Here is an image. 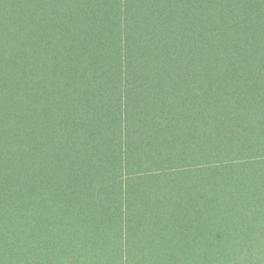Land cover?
<instances>
[{"label": "trees", "instance_id": "16d2710c", "mask_svg": "<svg viewBox=\"0 0 264 264\" xmlns=\"http://www.w3.org/2000/svg\"><path fill=\"white\" fill-rule=\"evenodd\" d=\"M6 1L20 42L21 17L36 10L32 63L54 74L49 110L61 116L47 118V137L48 120L33 121L29 193L14 157L25 149V101L17 112L6 104L24 65L0 88V128L6 115L17 126L13 158L0 140V264H264V86L250 87L248 68L264 60V0H50L49 13L38 0ZM195 40L208 71L202 95L172 51ZM12 53L0 37V56ZM6 64L0 75L15 80ZM233 75L251 96L212 102Z\"/></svg>", "mask_w": 264, "mask_h": 264}, {"label": "rangeland", "instance_id": "374dc122", "mask_svg": "<svg viewBox=\"0 0 264 264\" xmlns=\"http://www.w3.org/2000/svg\"><path fill=\"white\" fill-rule=\"evenodd\" d=\"M38 1H39L40 6L43 8V13H49L51 11L50 0H49V3H48V0H44V1L38 0ZM0 3L2 5H4V9H3V7H2V9L6 10L5 11L6 15H3V17L6 18L10 23L12 22L10 30H6V29L0 27V37H5L6 41L9 42V44L12 45V47H13V53L11 55H9L7 58H2L0 56V65H4L6 71L11 73V70L8 69L9 66L6 64V63H9L10 66H12V68L14 69L13 73L16 74L15 80L13 79L12 75H8L9 77L7 76V74L0 75V88L3 89L7 86L13 85V83L16 82V79L18 78L16 68H18L20 65H24V67L26 69V77H25V81H24V86H21L20 89L17 91L14 89V91H16L14 94H12V95L8 94V98H6L7 103L6 102L5 103L9 107L12 106L14 108V110L16 111V109H18V105L20 104L21 100L24 99V101H25L24 104H22L24 106L23 109L26 112V115H24L25 120L23 122V124H24L23 127L25 128L24 136H25V141H26L25 149L24 150L19 149L14 157L17 161L16 165H19V166L22 165L21 167H26V174L28 175L27 177L29 180L27 189L29 192L30 190L31 191L34 190V184H33V178L34 177H33V175H35L34 171L32 169H30V167L34 163V161L38 160V157H36V154H37V149L35 146L36 143L34 144L35 138H33V135H32L33 131H34L33 121L36 120L37 118L38 119L51 118V122H52L54 120V118H58L57 116L60 117L61 115L59 114L57 116H55V115L52 116L54 113L51 114L50 113L51 110H49V108H50L49 104L52 103L51 97L53 96V95H51V93L53 91H55V87H54V81L55 80L53 81V79H52L54 74L51 73V71L46 70L45 72H42L38 76V73L35 72V69H34L33 63H32V54H33L32 35L34 34V32H36V26H35V20H34V17L36 14L35 8H33V11L30 10L29 12H27L26 14H24L21 17L19 25L21 27H23L24 30L25 29L27 30V34H26V41L24 40V41L20 42V39H18L13 32V30L16 28V25L14 24L13 20L18 15V12L17 13L15 12L16 9L13 5L11 6L10 3L8 5V1L0 0ZM32 4L34 6H37V0H33ZM9 7H11V8H9ZM204 8H205V5H204ZM262 13L264 15V10ZM58 45L60 47H64V43H59ZM201 46H202L201 42L195 40V41H192V45L185 44V45L180 46L179 48L173 47V50H172V51H175V53H173V57H175V60L179 59V63L181 64V68L185 72V75H187L188 79L193 78V80L194 79L196 80L195 83H189V85L193 88V90L196 91V95H202L205 92L207 83L204 84L203 81L205 79H207V77H208L207 76V72H208L207 66L206 65L204 66V60L201 57V55L199 54V48H201ZM169 54H170V51L168 50V52L166 53V56L168 58H169ZM78 57L82 59L81 53L78 54ZM224 61H226V63H228L231 66V68H233V66L235 65L233 60H224ZM254 63H255V65L253 66L254 68L248 67L250 69L249 71L254 75V77H252V79H254V80H252V82H249V85H250V87H252L254 89L255 88L261 89L264 86V84H263L264 80H261V79H264V60H256ZM249 65L250 64H246L245 66H249ZM219 67H221V66L219 65ZM208 68L210 70L216 69L215 62H212ZM194 72L196 75H194ZM194 76H196V77L194 78ZM107 79H109V78H107ZM232 79L235 80V82H231L233 80H231V77L228 76L227 77L228 81L226 80L227 84H234L235 87L229 89L230 91H219V92H216L215 94H212V96L214 97L212 102H215L217 104L218 101H223L227 97L229 98V100H236V102H238L240 100L239 99L240 97H238V96L242 93H245V94H248L251 96L252 90H249L247 92H243L240 88V85L236 84V83H240L239 77H237L236 75H233ZM109 80L113 81L114 78H111ZM198 81H200V82H198ZM218 84H222V83H218ZM202 85H203V87H202ZM35 93H37V95L40 93V97H41L39 100L40 104L38 105V107H35V103H36L35 99H34ZM250 96H249V99L252 98ZM59 97L60 96L57 95V99ZM182 99L186 100L187 105H189V104H195V105L201 104V102L196 100V98L191 99L189 97L188 98L185 97ZM138 100H139L138 96L135 94L134 95V101L137 102ZM250 101H252V107L251 108H253L254 104H255L254 98L251 99ZM198 102H199V104H198ZM241 104L245 105V103H241ZM249 104H251V103H249ZM227 110H228L227 107L222 109V111H225V112ZM0 113L1 114H7L6 112L2 111L1 109H0ZM49 114H50V117H48ZM4 120H5L4 128H2V129L0 128V140L3 143V148H4L3 150L5 152L6 158H13V157L8 156V154L10 153L9 149H12V146L10 145V140L15 136L17 126H15V124L12 122L11 116H9V115H6ZM51 122L49 119L48 123L43 128L44 131L48 129L47 125L52 124ZM258 123H260V122H258ZM237 124H240V123L236 122L233 126L236 127ZM258 125L261 127H264V123H260ZM57 129L59 130V127ZM51 131H52V129H50L49 132H51ZM46 133L47 132L45 131V134ZM51 133L54 136L55 132H51ZM47 134L49 135V133H47ZM47 134H46V137L48 136ZM242 134H243V132H242ZM241 137L243 139H246L245 138L246 136L244 134ZM49 138H50V136H49ZM238 149H240V148H238ZM239 151H241L239 155H242V156L243 155H250L247 152H244L242 147ZM262 154H264V149H263ZM41 157L43 159L44 156L42 155ZM44 160H45V157H44L43 161ZM188 165H191V164H188ZM11 181H13V179L8 180V183H10ZM10 188H12V187L10 186ZM0 199H1V201L3 200V197H1V195H0ZM30 200H31V198L28 195L27 196V202ZM29 203H31V201ZM0 223L2 224V214L1 213H0Z\"/></svg>", "mask_w": 264, "mask_h": 264}]
</instances>
